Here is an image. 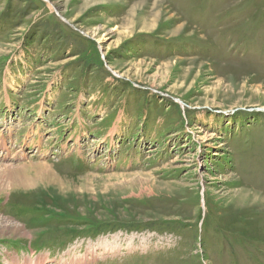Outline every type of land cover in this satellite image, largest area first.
<instances>
[{
	"label": "rangeland",
	"instance_id": "rangeland-1",
	"mask_svg": "<svg viewBox=\"0 0 264 264\" xmlns=\"http://www.w3.org/2000/svg\"><path fill=\"white\" fill-rule=\"evenodd\" d=\"M6 166L0 264H264V0H0Z\"/></svg>",
	"mask_w": 264,
	"mask_h": 264
},
{
	"label": "bare ground",
	"instance_id": "bare-ground-1",
	"mask_svg": "<svg viewBox=\"0 0 264 264\" xmlns=\"http://www.w3.org/2000/svg\"><path fill=\"white\" fill-rule=\"evenodd\" d=\"M12 167L13 166H6L5 167L6 170L3 172V174H0V178L4 175V176H6L7 180H11V182L14 184L17 183L19 185H27L28 183L26 181L22 180V177L15 176V169L14 168L12 169ZM122 177L125 178L124 183H128V184H138L139 183L140 186L144 185V184H148L147 178H143V177L138 176V175H136V177H134L133 174H124V175H122ZM121 184H122V182H121ZM0 187L4 188L5 185L0 183ZM6 188L8 189V187H6ZM236 195H237L236 197L239 198V200L241 198V200H243V201H248V199H253L256 201L257 200L258 201L264 200L263 196H260L257 193L252 192V191L248 192L247 190L237 191ZM5 229H10L12 231H16V226H14V225L7 226L6 225Z\"/></svg>",
	"mask_w": 264,
	"mask_h": 264
}]
</instances>
